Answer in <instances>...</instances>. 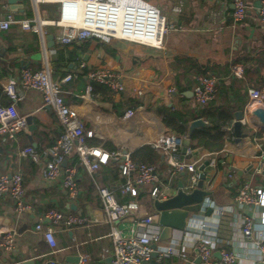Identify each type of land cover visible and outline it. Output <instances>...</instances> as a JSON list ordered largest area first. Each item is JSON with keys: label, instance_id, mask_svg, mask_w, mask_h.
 Listing matches in <instances>:
<instances>
[{"label": "crops", "instance_id": "obj_1", "mask_svg": "<svg viewBox=\"0 0 264 264\" xmlns=\"http://www.w3.org/2000/svg\"><path fill=\"white\" fill-rule=\"evenodd\" d=\"M145 1L158 7L168 24L172 25L165 35L163 48L124 39H113L110 42L88 39L79 44L59 45L56 35L60 26L42 21L37 24L34 21L36 17L59 20V0H17L14 4L0 0V17L28 19L38 25L44 34L42 42L39 30L24 29L18 22H12L8 29L0 30V104L7 100L10 102L3 90L9 77L16 76L25 65L37 69L47 61L53 80L60 81L65 75H72L69 80L61 82V95L67 104L77 108L86 131L93 132L92 136L86 138L87 144H111L132 152L144 144H151L152 140L169 131L158 113L162 107L175 112L180 122H186L188 126L192 116L201 109L194 107L192 86L199 76L214 71L218 81L223 83L218 89L216 87V100L212 107L216 108L221 103L230 104L235 107V111H242L243 116L237 127L234 116L232 131H225L224 145L218 150L220 154L216 166L205 169L210 179L207 190L212 193L202 209L190 213L184 230L168 232L162 239L165 245L174 242L178 253L176 251L163 259L154 255L151 264H193L197 256L193 244L202 224L205 229H216L215 235L221 240L214 245V257L219 258L220 250L226 248L238 255L239 264H255L259 257L256 241L260 235H264V227L255 224L251 236L245 237L233 221V212L225 211L218 217L216 207L230 205L242 180L264 188V174H256L254 171L256 156L264 148V120L253 112L255 108L264 109V106H248V89L264 86V79H261L264 77V23L259 19L256 6L249 8L244 18L235 23L231 16L233 0ZM254 3L255 0L252 1ZM174 7L179 9L174 10ZM50 41H53V45H49ZM242 55L247 57V65L256 63L258 72L247 76L243 74L241 78L233 75L232 63ZM98 67L118 72L125 89L119 92L109 89L108 99L92 96L94 82L86 74L88 70ZM198 68H204L205 73L197 75ZM170 88H174L171 93L168 92ZM138 90L141 93H137ZM20 92L22 98L17 103V109L26 116L27 129L17 133L14 139H4L0 135V175L14 172L22 175L27 208L18 215L10 195L6 193L0 197V229L14 228L18 231L13 251H0V263L22 264V261L29 258L34 261L33 264H44L51 257L63 263L67 255L87 254V264H110L111 254L107 252L111 246L107 236L109 225L56 228L58 251L55 253L50 252L47 241L34 230L38 219L48 208L81 211L101 217L102 204L92 176L77 162L75 156L66 162L77 168L80 191L75 199H70L60 178L43 179L39 163L18 154L19 149L28 145L39 148L52 143L60 132L55 113L49 107H40V93L21 88ZM127 95L135 96L139 104L130 108ZM130 109L134 113L128 116L126 113ZM27 117L31 120L28 121ZM191 150V153L185 155L186 158L196 160L202 157V162L213 152L204 148ZM45 159L42 157V161ZM113 165L112 162L104 166L97 178L103 185L113 189L121 201L124 197L118 193L117 185L122 179ZM230 166L235 169V173H229ZM165 169L166 166L162 165L160 176V172ZM239 171L242 173L240 176ZM188 174L189 171H182L172 177L169 196L177 192L180 183L188 180ZM208 208L210 212H207ZM144 209L154 211L152 206H144ZM139 218L140 214L127 217L118 222L117 227L125 232ZM45 222L48 223L47 220Z\"/></svg>", "mask_w": 264, "mask_h": 264}, {"label": "built area", "instance_id": "obj_2", "mask_svg": "<svg viewBox=\"0 0 264 264\" xmlns=\"http://www.w3.org/2000/svg\"><path fill=\"white\" fill-rule=\"evenodd\" d=\"M250 1L233 0L231 16L235 23L244 18L249 8L255 6L252 4L253 0ZM258 1L259 19L264 23V0ZM59 2L61 12L59 20H42L38 17L34 19L37 24L42 21L46 24L60 26L61 29L56 35L59 45L79 44L88 39L105 42L124 39L142 45L163 48L165 35L172 26L168 24L165 15L158 7L145 0H126L124 2L121 0H59ZM70 5L80 8L79 22L74 17L76 11L74 14L68 13L67 8ZM178 9V7H174V10ZM12 22L20 23L24 29L39 30L41 41H44L43 31L28 19L15 20L12 17H0V30L8 29ZM232 73L235 77H243L242 64L234 63ZM71 76V74H67L60 81L53 80L50 64L46 61L37 69L27 65L21 67L17 75L9 77L3 85V90L10 102L0 105V135H3L4 139H14L17 133L27 129L26 116L20 114L17 109V103L22 98L20 88L25 91L39 92L42 98L40 107H49L55 113L60 132L52 143L39 148L28 145L19 149L18 154L39 163V172L43 179L56 180L60 178L61 185L70 199H75L80 191L77 168L66 162L71 156H75L77 162L92 176L96 193L102 204L101 217L81 211L71 212L55 207L48 208L44 215L38 219L34 230L47 241L51 249L50 252L55 253L58 251L55 237L56 228L70 229L89 225H109L110 231L107 236L110 238L111 246L107 252L111 254L110 264H151L154 252L158 259L175 254L177 246L174 242L166 245L162 243L163 227L157 221L154 211L144 209L145 197H148L150 201L168 198L172 177L182 171H189V174L188 180L181 185V189L186 193L191 192L197 186L201 174L206 175L205 169L216 166L220 151L210 152L205 160L207 164L201 170L200 165L205 162H202V157L196 160L186 158L185 155L192 152L190 147L187 148L185 154L181 152L186 134L166 132L151 141V145L161 155L158 164L133 161L130 157L131 151L123 154L121 148L107 150L101 145L87 144L86 138L92 136L93 132L86 131L77 108L67 104L61 95V82L69 80ZM86 76L90 81L106 85L113 92L125 89L121 75L111 69L105 67L90 69ZM217 80V75L210 71L197 78L196 83L192 86L194 107H203L214 99ZM173 91L174 88L168 90L169 93ZM136 92L141 93L140 90ZM248 94L249 107L264 106V86L249 88ZM133 113L134 110L130 109L126 115L131 116ZM223 130L231 132L232 125L224 126ZM42 157L46 158L45 161H42ZM112 162L118 164L122 179L117 185L118 193L124 197L121 201L117 198L115 191L100 184L96 176L104 166H108ZM162 165H165L166 169L160 172V176L159 171ZM254 171L256 174L264 172V148L256 156ZM229 173H235V169L231 166ZM204 180L203 186L205 185V187L203 188L208 189L210 186L209 175L204 177ZM6 193L12 198L15 212L21 215L27 205L24 199L22 175L19 172L0 175V197ZM225 211L233 212V221L242 235L250 237L255 224L258 223L264 227V188L252 185L248 180H242L230 205L224 208L216 207L218 217ZM136 214H140V218L128 230L124 232L117 227L118 222ZM201 226L202 229L193 244L201 263L239 264L238 255L226 248L220 250L219 258L214 257V245L221 240L215 235L216 229H205L204 224ZM17 234L18 231L14 228L0 229V250L4 253H11ZM256 243L258 261L264 264V235H260ZM88 261V255L81 254L78 264H87ZM44 264H62V262L51 257Z\"/></svg>", "mask_w": 264, "mask_h": 264}, {"label": "trees", "instance_id": "obj_3", "mask_svg": "<svg viewBox=\"0 0 264 264\" xmlns=\"http://www.w3.org/2000/svg\"><path fill=\"white\" fill-rule=\"evenodd\" d=\"M239 56V58L236 59L232 63H240L243 67V74L247 76L249 73L258 72V66H256V63H253L252 65H247L246 58L244 55L242 57ZM256 66V67H255ZM232 67V66H231ZM255 67V68H253ZM205 69L198 68L196 71V74H203ZM212 73L216 74L214 71H211ZM217 75V74H216ZM261 79H264V77H261ZM223 83V82H222ZM221 81L219 82L217 80L216 87L218 89L219 85L222 84ZM109 88L106 86H103L102 84L93 83L92 84V96L95 98H103L108 99L109 98ZM4 97L7 98L6 94L4 93ZM128 103L131 105L130 108H133L139 104L138 101L135 100V96L133 95H127ZM216 99L208 102L206 105L201 107V109L192 116V119L195 118H203L208 123L211 124L210 127H203L198 128L195 130V132L192 134V140L190 148H204L208 151H218L222 149L224 145V136L225 131L223 130L224 126L232 125L233 119H234V113L235 107H233L230 104H224L221 103L216 108H213V101ZM8 104V100L4 103H1L0 105ZM117 106V105H116ZM158 113L161 115L163 122L165 123L166 127H168V132H176L180 134H186L187 133V124L186 122H180L179 115H176L175 112L169 111L168 108L162 107L159 109ZM93 145V144H89ZM110 145V146H109ZM104 145L103 147L107 150H116L118 148L112 146L111 144ZM264 146V142H263ZM130 157L133 161L137 162H144L148 164H158L160 162V153L157 149H155L151 144H144L140 146L139 148L133 150L130 153ZM113 169L119 173L118 164L114 163ZM120 175V173H119ZM99 176L98 173L96 175ZM102 184L101 182H99ZM103 185V184H102ZM105 186V185H104ZM108 187V186H107ZM56 208V207H55ZM58 209V208H57ZM72 212V211H71ZM1 251V250H0ZM2 252V251H1Z\"/></svg>", "mask_w": 264, "mask_h": 264}, {"label": "water", "instance_id": "obj_4", "mask_svg": "<svg viewBox=\"0 0 264 264\" xmlns=\"http://www.w3.org/2000/svg\"><path fill=\"white\" fill-rule=\"evenodd\" d=\"M17 0H8L10 4H14ZM254 5L256 7L259 6V1L256 0ZM50 38V37H49ZM53 41L49 42V45H53ZM261 120H264V109L263 108H255L253 110ZM234 116L237 120L236 127L239 124V120L242 119V111H236ZM27 120L30 121V117H27ZM211 124L206 122L203 118H195L192 119L187 128L186 137L183 140L181 152L186 153V150L191 145L192 134L198 128L203 127H210ZM239 135V133H237ZM128 149H122V153H128ZM207 164L205 161L200 169H204V166ZM242 173L241 171L238 172L240 176ZM264 174V172H263ZM208 176V174L203 175L201 174L200 180L198 181L197 186L192 189L191 192H184L181 189V183L178 187V190L173 195L169 196L166 199H154L152 201V207L154 208V215L157 217V221L163 227L161 232V238L164 239L168 232L171 233L173 230H184L187 225V218L189 217L190 213L200 211L206 199L211 195L212 191L203 188V180L204 177ZM207 212H210V208L207 209ZM155 248V245H153ZM156 253H153V256ZM79 262V255H67L65 257V262L62 264H78ZM34 261L32 259H25L22 261V264H33ZM2 264V263H0ZM193 264H203L198 256H196L193 260ZM255 264H263L261 261H258Z\"/></svg>", "mask_w": 264, "mask_h": 264}, {"label": "bare ground", "instance_id": "obj_5", "mask_svg": "<svg viewBox=\"0 0 264 264\" xmlns=\"http://www.w3.org/2000/svg\"><path fill=\"white\" fill-rule=\"evenodd\" d=\"M126 0H121V2H124ZM68 13H71V14H74V12L76 11V15H74V17L76 18L77 22L80 21V14H81V11H80V8L78 6H75V5H70L68 6Z\"/></svg>", "mask_w": 264, "mask_h": 264}, {"label": "rangeland", "instance_id": "obj_6", "mask_svg": "<svg viewBox=\"0 0 264 264\" xmlns=\"http://www.w3.org/2000/svg\"><path fill=\"white\" fill-rule=\"evenodd\" d=\"M145 198H146L145 207L150 208L152 206V201H150L148 197Z\"/></svg>", "mask_w": 264, "mask_h": 264}]
</instances>
